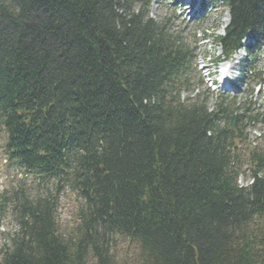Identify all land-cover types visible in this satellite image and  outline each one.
Listing matches in <instances>:
<instances>
[{"label":"trees","instance_id":"1","mask_svg":"<svg viewBox=\"0 0 264 264\" xmlns=\"http://www.w3.org/2000/svg\"><path fill=\"white\" fill-rule=\"evenodd\" d=\"M211 3L229 18L216 65L264 46V0ZM148 4L0 0L7 162L75 184L83 202L64 235L53 201L25 198L0 264H115L116 236L138 264H264V150L245 133L262 114L221 94L211 109L203 93L180 99L194 46ZM253 75L264 87V66Z\"/></svg>","mask_w":264,"mask_h":264},{"label":"rangeland","instance_id":"2","mask_svg":"<svg viewBox=\"0 0 264 264\" xmlns=\"http://www.w3.org/2000/svg\"><path fill=\"white\" fill-rule=\"evenodd\" d=\"M147 11L149 17L159 22L168 20L169 30L178 33L186 44L194 46V60L190 74L191 85L188 89H181L180 99L184 101L192 98L194 94L203 93L206 97L208 108L215 104V94L235 97L239 105H249L253 115L264 114V89L257 82L253 73L264 66V46L250 53L247 50H239L241 60L231 72L230 85L224 86L212 84L208 74L217 73V67L209 65L220 54L219 48L214 44L215 35H222L224 22L229 20L228 15L220 5H213L212 0H148ZM203 9V10H202ZM228 25V24H227ZM208 37V40L193 45L194 41ZM233 58V57H232ZM232 58L228 61L230 62ZM228 64V63H227ZM216 81L219 82L218 79ZM260 123H248L245 132L258 129ZM263 138L259 142L264 147ZM5 133L0 128V249L10 243V237L18 230L17 219L19 217V203L25 198H48L54 202V218L58 230L67 235L74 232L79 223L78 212L82 200L78 195L75 184L54 180L43 181L34 173H27L17 165L8 164L4 154ZM248 147V146H247ZM239 151L244 154L246 149L239 146ZM245 165V162L242 161ZM248 182L245 175H240L239 183L245 185ZM15 198V202L12 200ZM15 207V209H12ZM112 252L115 264H138V248L125 238L116 236L112 244ZM88 264H94L89 259Z\"/></svg>","mask_w":264,"mask_h":264},{"label":"bare ground","instance_id":"3","mask_svg":"<svg viewBox=\"0 0 264 264\" xmlns=\"http://www.w3.org/2000/svg\"><path fill=\"white\" fill-rule=\"evenodd\" d=\"M187 4L189 3V1L188 2H186ZM228 22H229V20L227 21H225L224 22V24H223V28H225L226 26H227V24H228ZM241 60V54L240 53H237L236 55H234L233 56V58H232V60L230 61V62H228V64H226L225 66H224V68H223V72H225L226 73V76H225V80H224V82H226V81H230V79H231V72H232V70L233 69H235L236 68V66H237V64L239 63V61ZM252 183V181H249L248 182V184H251Z\"/></svg>","mask_w":264,"mask_h":264},{"label":"built area","instance_id":"4","mask_svg":"<svg viewBox=\"0 0 264 264\" xmlns=\"http://www.w3.org/2000/svg\"><path fill=\"white\" fill-rule=\"evenodd\" d=\"M259 137H260V134L257 131L252 130L251 132H249V139L252 142L253 146L256 144L255 140H257Z\"/></svg>","mask_w":264,"mask_h":264},{"label":"water","instance_id":"5","mask_svg":"<svg viewBox=\"0 0 264 264\" xmlns=\"http://www.w3.org/2000/svg\"><path fill=\"white\" fill-rule=\"evenodd\" d=\"M234 116L232 117V119H231V125H233V123H234ZM261 123L264 125V115L262 116V118H261Z\"/></svg>","mask_w":264,"mask_h":264}]
</instances>
